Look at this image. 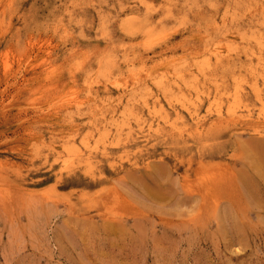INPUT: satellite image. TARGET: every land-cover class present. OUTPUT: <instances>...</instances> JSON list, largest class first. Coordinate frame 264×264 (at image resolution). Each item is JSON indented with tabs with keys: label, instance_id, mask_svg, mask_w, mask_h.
Masks as SVG:
<instances>
[{
	"label": "rangeland",
	"instance_id": "rangeland-1",
	"mask_svg": "<svg viewBox=\"0 0 264 264\" xmlns=\"http://www.w3.org/2000/svg\"><path fill=\"white\" fill-rule=\"evenodd\" d=\"M252 33L264 0H0V264H264Z\"/></svg>",
	"mask_w": 264,
	"mask_h": 264
},
{
	"label": "bare ground",
	"instance_id": "bare-ground-1",
	"mask_svg": "<svg viewBox=\"0 0 264 264\" xmlns=\"http://www.w3.org/2000/svg\"><path fill=\"white\" fill-rule=\"evenodd\" d=\"M262 33V32H261ZM232 39H229L228 37L226 36H223L222 38H220L217 42V44H219L221 46V44H225L228 48L227 50L229 51L228 53L226 54H231V51L232 49H234V47H231L232 46V43H231ZM221 43V44H220ZM238 45L241 46L244 50L248 47H251V48H255V49H259V50H262L264 49V35H261V34H257V33H252V34H249L248 36H246L245 34H242L240 35L239 37V42H238ZM237 45V46H238ZM209 50V49H208ZM213 54V53H211ZM255 55V54H254ZM224 56V55H223ZM224 60V58H222ZM221 59V60H222ZM220 60V61H221ZM218 63V62H217ZM255 81V80H253ZM73 89V88H72ZM71 93V92H70ZM72 94V93H71ZM257 98L260 100V102L262 103V105L264 106V102H263V99L260 97L259 94H257ZM71 99V98H70ZM67 101V100H66ZM180 102V101H179ZM183 105V104H182ZM264 107H262L263 109ZM182 109V108H181ZM40 110V109H39ZM213 114V112H212ZM262 115V114H261ZM118 135L120 136L121 134L118 133ZM132 138V132L131 130H128L126 133H125V137L123 138V140H125V143H128L129 140H131ZM107 139H101V143H102V150H101V153L106 155L108 154L107 152V146H105V142H106ZM97 147V146H96Z\"/></svg>",
	"mask_w": 264,
	"mask_h": 264
}]
</instances>
